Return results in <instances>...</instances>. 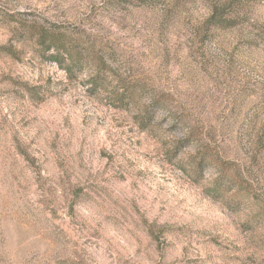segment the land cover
I'll list each match as a JSON object with an SVG mask.
<instances>
[{
    "label": "rangeland",
    "instance_id": "374dc122",
    "mask_svg": "<svg viewBox=\"0 0 264 264\" xmlns=\"http://www.w3.org/2000/svg\"><path fill=\"white\" fill-rule=\"evenodd\" d=\"M0 264H264V0H0Z\"/></svg>",
    "mask_w": 264,
    "mask_h": 264
},
{
    "label": "trees",
    "instance_id": "16d2710c",
    "mask_svg": "<svg viewBox=\"0 0 264 264\" xmlns=\"http://www.w3.org/2000/svg\"><path fill=\"white\" fill-rule=\"evenodd\" d=\"M211 20L214 21L215 24H219L221 21V15L216 12L212 15ZM45 32H39L36 37V43L43 47L46 51L52 50L54 52L53 55H49V58L59 64L61 66L60 59H64V57L70 62V67L74 66L75 60L74 56H78L77 50L75 47H72L62 36L58 35H50L49 37L44 36Z\"/></svg>",
    "mask_w": 264,
    "mask_h": 264
}]
</instances>
